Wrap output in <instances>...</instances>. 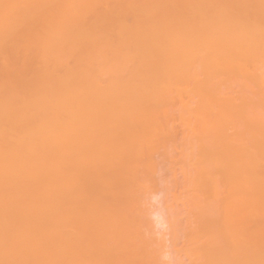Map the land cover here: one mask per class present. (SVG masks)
<instances>
[{"label": "bare ground", "instance_id": "1", "mask_svg": "<svg viewBox=\"0 0 264 264\" xmlns=\"http://www.w3.org/2000/svg\"><path fill=\"white\" fill-rule=\"evenodd\" d=\"M0 264H264V0H0Z\"/></svg>", "mask_w": 264, "mask_h": 264}, {"label": "rangeland", "instance_id": "2", "mask_svg": "<svg viewBox=\"0 0 264 264\" xmlns=\"http://www.w3.org/2000/svg\"><path fill=\"white\" fill-rule=\"evenodd\" d=\"M195 138H196V139H195ZM195 138H194L193 140H194V141H197V140H198V137H195ZM180 142H181V143H180ZM177 143L182 145V144L185 143V141H184V142H183V141H177V142H176V144H175L176 146H175V147H176L177 150L180 151V150L183 148V146H182V147H179V146H181V145L178 146ZM186 144H187V143H186ZM184 145H185V144H184ZM184 147H185V146H184ZM186 147H187V146H186ZM178 148H181V149H178ZM177 160H178V158L176 159V161H177ZM177 164H178V163H177ZM167 166H168V165H167ZM170 166H171V164H170L167 168H169V169H173L174 165H172L171 168H170ZM176 167H177V166H176ZM155 201L158 202L157 199H156ZM155 201H153V202H155ZM153 204H155V203H153ZM157 205H158V203H157ZM156 226H157V225H156ZM160 226H161V225H160ZM157 227H158V226H157ZM158 228H159V229H158V230L156 229V231L161 230V229H160L161 227H158ZM159 232H161V231H159ZM157 233H158V232H157Z\"/></svg>", "mask_w": 264, "mask_h": 264}]
</instances>
